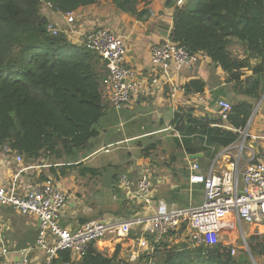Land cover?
<instances>
[{
  "label": "trees",
  "instance_id": "1",
  "mask_svg": "<svg viewBox=\"0 0 264 264\" xmlns=\"http://www.w3.org/2000/svg\"><path fill=\"white\" fill-rule=\"evenodd\" d=\"M100 1L0 0V145L7 143L20 153L25 166L37 163L48 168V175H36L31 183L59 180L80 165L72 160L99 135V119L110 106L105 62L96 52L71 43L63 33L50 35L42 7L50 3L52 10L69 13ZM110 1L137 20L153 13L149 0ZM175 2H165L173 6L169 39L189 53L203 52L213 66L221 68L224 82L234 93L259 99L264 93V0ZM235 44L240 52L231 49ZM205 85L203 78H191L182 90L185 95L203 94ZM253 107L252 101H233L226 120L217 113L196 115L194 107H180L171 120L178 135L174 142L186 154L202 152L212 159L240 138ZM154 149V144L146 147L144 156ZM83 170L97 172L90 167ZM87 220L81 219L80 224ZM173 234L152 244L151 252L143 256L146 264H254L258 259L264 264V234L246 240L251 255L243 249L233 255L231 246L221 242L169 245L167 236ZM148 237L153 241L154 235ZM69 255V251L58 253L52 264H63ZM76 264L126 262L118 258V250L108 256L90 243Z\"/></svg>",
  "mask_w": 264,
  "mask_h": 264
},
{
  "label": "built area",
  "instance_id": "2",
  "mask_svg": "<svg viewBox=\"0 0 264 264\" xmlns=\"http://www.w3.org/2000/svg\"><path fill=\"white\" fill-rule=\"evenodd\" d=\"M183 2L176 0V5ZM45 5L52 7L50 3ZM65 19L69 26L75 24L73 12L66 13ZM46 30L54 36L63 33L69 39L65 31L52 22L47 23ZM168 35L169 32L150 47V67L146 73L126 65L127 44L121 35L97 27L77 38V45L96 52L106 64L105 94L110 106L121 109L139 95L149 93L151 87L168 86L172 97L177 90L183 91L175 84V77L182 70H192L206 55L203 52L189 53L171 41ZM196 99V102L203 103V94H197ZM215 103L216 113L226 120L231 104L222 98ZM261 138H264V131ZM0 156L20 166L6 184L0 180V264H33L32 255L36 252L40 253L38 264H52L62 251L70 254L63 264H76L90 243L101 246L108 242L116 246L132 240L130 248L133 254L147 252L152 250V244L170 232L176 234L182 226L192 235L190 243L195 245L216 244L221 242V237L228 236L223 244L231 246L234 255L236 247L229 232L237 226L253 227L256 234L264 233V160L250 161L243 168H238L235 161L236 164L231 166L233 170L226 172L217 171L214 162L203 172L198 162L192 160L189 182L201 186L202 201L185 207L157 203L147 172L135 180L121 174L117 187L136 204L138 210L128 217H95L69 228L61 222L67 208V192L51 180L22 187L20 174L33 166L23 165V156L7 143L0 145ZM5 209L31 217L36 226L33 245L17 248L6 238L9 221L4 217ZM134 229L138 233L131 238ZM148 234L154 235V242Z\"/></svg>",
  "mask_w": 264,
  "mask_h": 264
},
{
  "label": "crops",
  "instance_id": "3",
  "mask_svg": "<svg viewBox=\"0 0 264 264\" xmlns=\"http://www.w3.org/2000/svg\"><path fill=\"white\" fill-rule=\"evenodd\" d=\"M165 2L166 0H149V6L153 12L152 15L146 20H137L129 14L117 9L110 0H102L98 4L79 7L78 9L72 11L75 15V24L72 26H69L66 23V13L54 11L46 5H44V9H42V11L49 22L56 24L62 31H65L69 38L68 40L73 44H78L77 38L81 34L97 27L106 28L118 35H121L125 38L127 44L126 65L139 72L146 73L149 71L150 67V47L162 38L166 37L171 28L173 6H167ZM160 21H166L164 25L165 29L163 30H161L158 26V24L161 23ZM197 65L192 70H182L174 80L178 88H181L182 85L191 78H203L206 82L203 92V103L196 102V95H185L180 89L177 90L172 97L168 86H164L163 88L151 87L149 93L139 95L136 99L121 109L117 110L113 108L110 110V107L112 106H107L105 113L100 120L107 121L109 126H117L114 127L116 129V135L113 139L110 138L106 141L101 140L98 142L97 139L102 135L104 129L103 127L97 126L99 135L92 138L87 145L92 150L85 155L79 154L80 156H77L75 161L81 162V164L86 163L87 161H94L93 157L96 156L98 151H101L112 144L116 146L123 145L124 147H119H123L128 153H130L129 158L124 161H128L126 164V169L129 174L128 176L132 173H134V176H138L145 168H149L145 172L148 173L149 170L151 176L153 174L152 186L155 201L161 205L165 204L176 207L186 206L181 204L179 205V203H177V199L180 196H183L187 202H191V190H201L200 185L191 184L189 182V164L192 160H195L203 170L208 164V158L201 152V157L197 159H190L188 154H186L182 148L177 147L174 142V144L170 146V163L167 166L160 163L158 165H153L151 162L152 160L148 158L149 155L141 157L140 159L135 157V154L140 152L142 149L141 138L148 134V136H153L161 133L164 135L157 137L156 140L165 141L164 137L168 136L165 133L172 128L170 121L172 120L173 114L180 107L185 108L191 106L194 107V113L196 115H205L215 114L217 112L215 101L220 98L225 99L226 97H229V95L230 97H234L235 101L253 102L250 98L236 94L228 88V85L224 82V72L220 67L213 66L207 56L203 59L200 65ZM245 74L250 75L251 73L250 71H245ZM263 76L264 75H262V77ZM256 77L259 76L256 75ZM261 111L262 112L258 116V121L255 123L254 130L247 132L244 141L241 136L243 141L242 143L245 144L246 139L248 140V143L242 146V151L244 150V154L246 156L240 168H243L250 161L264 160V138H261V134L259 133L261 129H263L262 132L264 131V109ZM152 114H154L156 120L153 121L154 123L151 122L153 123L151 128L144 129L143 124L138 125L139 119L143 122L142 120L145 116H150ZM127 122L135 125V128L127 134L120 133ZM138 127L139 130L137 129ZM171 135L173 137L178 136L177 133L173 131ZM253 136L255 138H253ZM159 144H161V142L157 143V146ZM234 146L236 145L232 144L228 147L233 148ZM237 160L239 163L241 158L238 156ZM213 162L214 166L217 162L221 166V163L218 160ZM8 165L7 160L0 156V180L5 184L11 176H14L16 173L13 172ZM109 165H111V163ZM89 167L93 168L97 172H100L101 169L100 165H97V163L96 165H91ZM33 168L34 166L32 169ZM27 170H25V172H27ZM23 173L20 174V181ZM55 182L60 186V188L64 189L63 185L60 183L61 179L55 180ZM72 188L76 189V186ZM70 199H68L67 208L62 215L61 222L63 225L69 228H74L81 223V219H91L95 217L94 210L90 206L84 205V202L81 200H73L72 197H70ZM8 210L10 211L11 209H7V211ZM23 222L24 223L20 224V230L25 234L21 238H15V240L9 238L8 234L14 228V224H11V222H9V230L6 233V238L15 244L17 248L33 245L35 242L36 226L34 221L32 220L30 224L26 220ZM110 246L111 245H109L108 242H105L101 246L96 245L97 249L101 252ZM39 260V252L32 255L33 264H38Z\"/></svg>",
  "mask_w": 264,
  "mask_h": 264
},
{
  "label": "rangeland",
  "instance_id": "4",
  "mask_svg": "<svg viewBox=\"0 0 264 264\" xmlns=\"http://www.w3.org/2000/svg\"><path fill=\"white\" fill-rule=\"evenodd\" d=\"M176 3V2H175ZM44 9V5L42 7ZM43 12V11H42ZM161 23L158 24V26L161 28V30L165 29L164 25L166 21H160ZM231 49L237 53L240 52V46L232 45ZM201 62H199L198 65H200ZM197 65V66H198ZM225 100L232 104L233 101H235L234 97H226ZM253 116L250 120V124L248 125L247 129H242L240 131L241 136H245L247 132L253 131L254 126L256 121H258V116L262 112L261 110L264 109V93L260 96L259 99L253 101ZM112 110L113 107H110ZM115 110V109H114ZM103 117V116H102ZM101 117V118H102ZM100 118V119H101ZM99 119L98 126L103 127V133L102 135L97 139L98 142L101 140H108V139H113L114 136L116 135V129L114 127L117 126H109V123L107 121H102ZM154 114L150 116H145L143 118V122L141 120H138V125L143 124L144 129H149L153 125V121H155ZM158 120V119H157ZM153 122V123H151ZM171 123V121H170ZM112 127V128H111ZM135 128V125L127 122L125 126L123 127L122 132L123 134L129 133L131 130ZM139 130V127L137 128ZM261 129L259 131L260 134H262ZM173 131V128L171 130H168L165 134L168 136L164 137L165 141H157L156 138L164 135V134H157L153 136H148L145 135L143 138H141V143H142V149L140 152H137L135 154V157L140 159L141 157H144V154L146 151L144 149L148 146L155 145V149L152 150L151 152L148 153L149 157L152 161L153 165H158L163 164L164 166H167L170 161H171V154L170 152V146L174 144V137L171 135ZM118 134V133H117ZM240 138L234 143L236 146L233 148H224L220 149L216 154L214 155V158L209 159L208 157V164L207 166L204 167L203 172L206 171L209 168L210 163L212 164L213 161L218 160L221 163V166L215 163V168L219 171H231L232 165L234 166L236 163H238V156L241 158V160L238 163V168L242 165L244 162L245 154L244 150L242 151V147L245 144L248 143V140L246 139L245 144L242 143V139ZM155 137V138H152ZM161 142L157 146V143ZM123 145H110L109 147H106L102 149L101 151H98L96 156L93 157L94 161H87L86 163L80 164L78 167L74 166L70 168L71 170L66 171L65 177L58 178L59 180L61 179V184L63 185L64 191L67 192L68 194V199L72 197L73 200H81L84 202V205L90 206L95 213V217L97 218H102V219H108V218H121V217H127L128 215H131L135 213L136 210H138V207L136 204L132 203L129 197L125 196V193L117 187V178L121 174H128V170L126 169V164L128 161L124 162L127 160L130 156V153L126 151L123 147H119ZM144 148V149H143ZM92 149L89 146H86L79 154L85 155ZM77 156H80V155ZM77 159V158H75ZM8 162V167L13 171L17 172L20 166H18L15 162H13L11 159H6ZM72 160V159H71ZM67 160V161H71ZM92 160V159H91ZM75 161V160H72ZM24 162V161H23ZM42 162V161H41ZM226 162V163H224ZM100 165L101 169L100 172H95V174L89 172V170L84 171V167H89L91 165ZM111 163V165H109ZM7 164V163H6ZM26 163L24 162L23 165ZM113 165V166H112ZM34 168L28 169L27 172L24 171L23 176L21 177V181L19 184L22 187H28L31 184V180L35 176L40 175V174H46L48 175V168H42L41 165L33 164ZM149 169V168H147ZM146 168L144 171H142L138 176H134V173L130 174V178L135 180L136 178H139L142 173L147 170ZM43 173H39V172ZM148 173L150 174L149 170ZM148 176V175H147ZM153 176V174H152ZM151 174L149 175L151 181L153 182ZM53 177V176H52ZM54 178V177H53ZM55 179V178H54ZM115 184V185H114ZM76 186V189L72 188ZM78 190V191H77ZM71 195V196H70ZM155 197V195H154ZM71 200V199H70ZM202 201V190H191V202H187L186 199L183 196H180L177 199V203L179 205H186L188 206L189 203L192 205H195L199 202ZM185 207V206H184ZM4 217L11 222V224H14V228L12 231L8 234L9 238L12 240H15V238H21L25 233L21 232L20 230V224L22 223L21 221L26 220L29 224L32 221L30 216H25L22 217L19 214L13 212H10L9 210L7 211L6 209L3 211ZM93 217V218H95ZM181 232L179 234H173L170 236H167V242H169V245H174V244H185L183 243L186 241V243H190V241H193L192 235L188 233V231L185 230V227L182 226ZM132 236L131 238H135L137 232V229L132 230ZM183 233V235H182ZM232 242L234 246L236 247V252L240 249L247 250V242L246 240L251 236L256 234V229L253 227H248V226H237L233 232H229ZM264 234V233H262ZM182 235V236H180ZM226 238H229L228 236L221 237V243L226 242ZM171 240V241H170ZM152 242V241H151ZM154 246V245H153ZM152 246V247H153ZM118 250V258L125 261L126 264H146L145 258L143 256L145 254H149L151 251L147 252H136L135 254L132 253L131 248H130V241L123 242L122 244L119 245H114L112 244L110 247L105 248L103 253L108 256H112L116 251ZM234 254V255H235ZM262 259H258L254 261V264H261Z\"/></svg>",
  "mask_w": 264,
  "mask_h": 264
},
{
  "label": "water",
  "instance_id": "5",
  "mask_svg": "<svg viewBox=\"0 0 264 264\" xmlns=\"http://www.w3.org/2000/svg\"><path fill=\"white\" fill-rule=\"evenodd\" d=\"M253 113H254V110L252 111V114H251V116H250V118H249V120H248V122H247V125H246L245 129H247V127H248V125H249V122H250V120H251V118H252V116H253ZM188 156H189L190 159H197V158H199V157L202 156V153H201V152H197V153H193V154H188ZM247 251H248V253L250 254L249 249H247ZM250 255H251V254H250Z\"/></svg>",
  "mask_w": 264,
  "mask_h": 264
}]
</instances>
